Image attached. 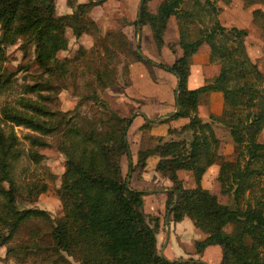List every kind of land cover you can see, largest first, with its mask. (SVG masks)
Returning <instances> with one entry per match:
<instances>
[{"label":"trees","instance_id":"trees-1","mask_svg":"<svg viewBox=\"0 0 264 264\" xmlns=\"http://www.w3.org/2000/svg\"><path fill=\"white\" fill-rule=\"evenodd\" d=\"M148 1H144L140 24L149 25L160 48L167 20L174 15L181 54L173 62L164 63L142 58L137 46L131 47L128 55L143 62L153 78L154 64L174 73L176 78L180 76V110L160 121L187 116L182 129L189 130L190 137L164 139L162 135H151L149 141L154 143L138 149L133 164L127 140L132 119L113 109L98 93L119 81L122 86L130 83L132 60H123L120 68L113 63L116 49L130 44L125 34L111 30L101 34L98 21L87 14L92 0H66L72 10L64 13L56 12V0H0V83L5 84L9 76L3 69L6 47L21 41L32 47L36 64L46 74L44 83L51 88L56 77L62 78L70 70L71 59L58 56L60 50L68 47L66 29L70 28L76 38L83 33L94 37L93 44L87 50L79 46L77 54L85 58L93 75L92 81L86 82L89 92L84 96L99 111L88 117L78 111V103L74 110H53L25 96L19 99L22 108L10 103L0 106V200L4 209L0 214V245L24 221H50L44 209L16 205L18 188L12 167L19 156V137L14 125H22L42 135L55 136L56 146L65 156L60 184L55 190L62 214L49 230L53 248L65 263L70 261L62 252L75 256L81 264H188L160 255L159 218L145 213L144 190L126 185L128 171L136 167L142 170L147 157L157 154L154 169L171 181L167 191L173 205L171 219L180 221L187 216L205 234L194 241L196 252L217 244L220 264H264V140L257 139L264 126V73L247 51L248 30L222 24L217 0H160L155 10L146 8ZM261 16L264 17L263 10H252L254 21L258 22ZM199 20L205 24L194 26ZM203 44H207L208 60L217 63L218 71L201 85L188 88L192 55ZM35 89V84H26L27 91ZM210 91L222 93L223 107L219 114L210 113V119L204 121L197 115V106ZM151 123L145 120L139 128ZM215 124L221 125L232 141L241 144L235 158L219 152ZM172 131L169 127L168 132ZM30 139L33 143L49 144L36 136ZM32 155L39 160V154ZM123 157L127 158L125 174ZM214 162L219 164V190L230 195V203L220 201L216 193L201 184L203 173ZM179 169L192 171L194 186L183 184ZM29 188V193L37 196L47 186L33 183Z\"/></svg>","mask_w":264,"mask_h":264},{"label":"rangeland","instance_id":"rangeland-1","mask_svg":"<svg viewBox=\"0 0 264 264\" xmlns=\"http://www.w3.org/2000/svg\"><path fill=\"white\" fill-rule=\"evenodd\" d=\"M159 1L160 0H149L146 3V8L155 10ZM138 2L139 0H101L89 6L87 11L88 16H96L95 19H97L100 24L101 34L109 30L114 32L122 31L130 41V44L126 43L123 47L116 49L117 54L114 55L113 63H117L118 68L121 67L123 60H132L128 55V51L131 47H137V31L134 21L137 18ZM216 3L221 6L218 13V18L221 23L223 22L224 25L227 26H244L248 29V35L246 37L248 53L250 57L257 62L258 67L264 73V17H259L258 22L261 24L254 21L252 17V10L254 8H259L264 11L263 0H256L254 2H252V0H230L228 2L217 0ZM68 10L70 9L65 0H56V12L59 13ZM200 24L204 25L205 22L200 20L196 21L194 26ZM66 35L68 37V47L65 50H60L58 56H66L71 59L69 66L70 70L63 75L62 78L56 77L55 80L50 83V85H52L51 88L47 86V83H44L46 82L44 79L46 74L42 72L41 68L36 64L34 60V51L30 45L18 41L6 47V59L4 60L3 69L4 72L7 73L6 76L8 74L9 76L5 84L0 83V106L4 103H10L22 108L21 104H19V99L21 96H25L53 110H74L78 103V111L83 115L94 117L96 114H99L92 100L84 96L89 92L86 82L92 81L93 75L86 66L87 61L84 60L85 58L83 59L81 55L77 54V48L83 46L84 49L87 50L93 44L94 37L90 34L83 33L80 37L76 38L72 34L70 28L66 29ZM168 35L169 52H166L167 57H163L161 48L156 46L148 24H141L139 46L141 50L154 61L169 63L176 55L179 45L177 44V36L173 39V33L171 31L168 32ZM207 47V44H203L200 47V52H203V49ZM87 58L90 57L87 56ZM132 62L143 65V62L139 60H132ZM196 66L197 69H199L198 65ZM217 68V63H211L208 60L204 62L202 74L204 79L206 80L214 75L217 72ZM152 69L154 71L157 69L160 71V74H163V70H165L156 64L152 66ZM198 72L199 70H196V75H198ZM121 83L122 81H119L118 84L98 91V93L107 101L113 102L114 105L119 104L120 111L127 112L126 115L130 116L132 112L136 110L135 102L130 101L122 105L116 102V95L124 88ZM155 83L163 89V82ZM26 84H35L37 89L27 91ZM136 115H138V113L131 118L132 121ZM14 129L19 137V156L14 161L12 167L13 178L18 188L16 205L19 208L37 207L44 209L48 213L50 221L32 218L20 223L12 236L6 240L4 244L0 245V264H67L57 255V252H55L56 250L53 248L54 243L49 233L51 225L56 218L62 214V206L55 190L60 184V176L64 169L65 156L57 148L55 136L42 135L22 125H14ZM174 129L175 128H173L172 132H174ZM176 130L175 131L178 132L179 135H184L186 138L190 137L189 130H183L181 127ZM224 130L225 129L220 126L217 129L223 141L221 142L222 145H220V152L224 153L228 158H235L237 152L241 148V144L232 141L229 135L223 133ZM31 136H36V138L42 141H49V144L33 143L30 139ZM129 136L130 137H127L129 145L130 143H136L139 139L140 141L138 143L140 146L146 144V139L144 137L140 138L141 136L137 134L131 136V133H129ZM257 139L260 141L264 140V126ZM148 143H154V141H149L147 144ZM129 149L131 148L129 147ZM32 153L39 154V160H36ZM123 158L127 165V158ZM151 159L152 158H149L148 162H150ZM215 164L216 163H213V165ZM213 165L207 168L204 173L205 175L208 171H211ZM126 171L127 168L124 167L123 174H125ZM137 171L138 169L131 170L130 185L144 190L143 209L145 213H147L148 216H157L159 218V230L157 233L158 252H160L161 247H163L164 254L169 258H195L204 260L207 264H220L221 251L219 245L211 244L208 245L202 253L196 252L194 241L202 238L205 234L194 226L189 217H186L184 220L182 218L180 221H174L171 219L173 217L172 213H169V234L166 239L167 226L164 219L167 213L166 208L170 205L167 191L170 189L171 181L158 171L154 172L149 170L148 173L142 174H138ZM184 171L186 170L182 169L179 174L183 179V184L185 186L195 184V182L191 183L188 180ZM33 183H36L38 186L46 184L47 188L37 196L35 195V197L34 194L29 193V187H31ZM262 185H264V176ZM207 188L211 192L216 193L220 201L227 203L231 202V197L228 193L220 192L216 177L212 182H207ZM1 202L0 200V214H3L4 209ZM0 227H3L1 221ZM62 253L64 257L66 256V259L70 261V264H81L75 256L68 255L65 252ZM188 264L204 263L190 261Z\"/></svg>","mask_w":264,"mask_h":264},{"label":"crops","instance_id":"crops-1","mask_svg":"<svg viewBox=\"0 0 264 264\" xmlns=\"http://www.w3.org/2000/svg\"><path fill=\"white\" fill-rule=\"evenodd\" d=\"M78 1H83V0H78ZM65 2H66V0H65ZM68 7L70 10L65 11V12H71L72 8L70 6H68ZM59 13H64V12H59ZM95 17L96 16H92L91 18L95 19ZM95 20H97V19H95ZM239 27H244V26H239ZM169 31H171L173 33V37H172L173 39L176 38V36L178 37L177 24H176V19H175L174 15H171L168 18L167 25H166V28L164 31V36H163L164 37V43L160 47L161 53L163 54V57L164 56L167 57L166 52H169V46H168L169 43L167 40V37L169 36L168 35ZM71 32H72V30H71ZM247 35H246V37H247ZM245 43H246V38H245ZM200 50L201 49H199V51L197 53L192 55V61L190 64L189 75L187 77L188 88L196 87V86L201 85L202 83L205 82V79H204L202 74H203L204 62H206L208 60V47L204 48L203 52H200ZM247 51H248V49H247ZM180 54H181V48L179 47L177 49L176 55L173 57L172 61H169V63L173 62L174 59L176 58V56H178ZM196 65H198L199 69H197ZM218 68H217V71H218ZM196 70H199L198 75H196ZM163 72H164L163 74H160V71L155 69V71H154L155 79H154L153 77L151 78L150 74L148 73V71L146 69L145 64L138 65L136 63L131 62V64H129L130 83L128 85H125L124 88L120 91V93L118 95H116V102L121 103V105H122V104H127L130 101H133V102H135L136 109H142L150 117H156L158 115H162L164 113H167V112L173 110V104L175 107L174 87H175L177 78H176L174 73H172L166 69L163 70ZM130 75H131V77H130ZM159 80H161V81H159ZM155 82H157V83L163 82L164 83L163 89H161L158 86V84H156ZM109 104L113 109H117V110L119 109L118 111L121 115L127 116L126 115L127 112L120 111L119 104L118 105L115 104L116 105L115 106L113 104V102H111V101L109 102ZM222 107H223L222 93L220 91H210L207 95V99L206 100L203 99L198 104L197 115L204 121L209 120L210 119L209 114L210 113L219 114L222 110ZM162 117H164V116H160V118H162ZM160 118L157 119L156 121H152V123L149 127L139 128V126L147 119H145L142 115L138 114L134 117L133 121L128 126L127 137H130L129 133H131V136H133V134H137V135L141 136L140 138L144 137L146 139V142H145L146 144L144 146L139 145L138 142L140 141V139H139V141L137 140V142L134 144L130 143V145H129V147L131 148L130 149L131 150L130 162H132L133 164L136 162L138 149L144 148L147 145V142H149V138L151 135H153V136L162 135L164 137V139H168L170 137H174V138L184 137V135L183 136L179 135L178 132H176L177 131L176 129H179L180 127L182 129V125L188 121L187 116H180L177 118H172V119H169L168 121H160ZM219 126L222 128L221 125L215 124L216 131H217ZM169 127L175 128L174 132L169 133L168 132ZM223 133H224V131H223ZM217 136L220 138V143L223 142L218 131H217ZM220 145H222V143ZM219 150H220V148H219ZM149 158H152L150 162H148ZM157 160H158V155L157 154H151L146 159L145 167L142 170H140L138 167H136L135 170L138 169V171H137L138 174L148 173L149 170L157 172L154 169V166H155V163ZM123 162H124V158L121 161L122 171H124V167L127 168L126 161L124 163ZM214 163H216V164L213 165V163H212L211 165L208 166V168H209L210 166L213 165L211 171H208L206 173V175L204 174L205 173L204 172L203 173L204 175H202V177H201V184L204 187H207V182H210V181L212 182L214 180V178L217 177L218 170H219V164L217 162H214ZM181 170L182 169L178 170V174H180ZM184 170H186V169H184ZM184 174L188 177V180L191 183L195 182L194 177H193V173L191 170L184 171ZM194 185L195 184H192L191 186H194ZM186 217L187 216L183 217V220Z\"/></svg>","mask_w":264,"mask_h":264},{"label":"water","instance_id":"water-1","mask_svg":"<svg viewBox=\"0 0 264 264\" xmlns=\"http://www.w3.org/2000/svg\"><path fill=\"white\" fill-rule=\"evenodd\" d=\"M94 3H98L100 2L101 0H92ZM144 1L145 0H139L138 2V6H137V18H136V31H137V39H136V45L139 46L140 45V35H141V24H140V17H141V12H142V7H143V4H144ZM137 52L139 53V55L144 58V59H148L149 57L141 50L140 47L137 48ZM177 78L178 80L176 81V84H175V87H174V103H175V107L173 110L167 112V113H164L162 115H158L156 117H150L148 116L142 109H136L135 111L132 112V114L130 115V118H132L136 113L142 115L145 119L147 120H151V121H156L157 119L160 118V116H173L174 114L178 113L179 110H180V102H179V97H178V90H179V79H180V76L177 75ZM130 174H131V171L128 172L127 176H126V185L127 187L130 186ZM170 190V189H169ZM177 200V193H175L174 195V201L176 202ZM173 205H170L167 209V213H166V216H165V219H164V222L167 226L166 228V239L168 237V234H169V220H168V216H169V213L171 211V208H172ZM165 239V240H166ZM165 242V241H164ZM164 245V243H163ZM162 245V246H163ZM160 255L168 260H171V261H179V262H199V263H204V264H207L206 261L204 260H201V259H195V258H184V257H180V258H169L167 257L164 252H163V247H161L160 249Z\"/></svg>","mask_w":264,"mask_h":264}]
</instances>
